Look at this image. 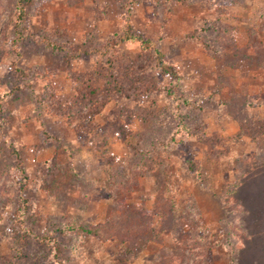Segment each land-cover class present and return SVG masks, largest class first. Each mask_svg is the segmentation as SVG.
Wrapping results in <instances>:
<instances>
[{
	"label": "rangeland",
	"instance_id": "obj_1",
	"mask_svg": "<svg viewBox=\"0 0 264 264\" xmlns=\"http://www.w3.org/2000/svg\"><path fill=\"white\" fill-rule=\"evenodd\" d=\"M128 2L32 0V36L14 46L16 1L0 0V264H14L24 202L37 235L101 225L60 236L63 264H233L230 199L262 213L256 184L240 188L264 174V0ZM125 20L151 47L125 39L112 84L93 53ZM91 74L79 97L76 79ZM168 87L190 97L195 134L166 146L178 123ZM256 214L240 264H264ZM25 251L28 264L52 263L35 240Z\"/></svg>",
	"mask_w": 264,
	"mask_h": 264
},
{
	"label": "trees",
	"instance_id": "obj_2",
	"mask_svg": "<svg viewBox=\"0 0 264 264\" xmlns=\"http://www.w3.org/2000/svg\"><path fill=\"white\" fill-rule=\"evenodd\" d=\"M15 33L16 37L13 40L14 46H18L23 42L25 39H27L29 36H32L28 29L25 27L24 22L27 15V6L31 3L32 0H15ZM134 0H129L127 3V10L131 11L132 4ZM124 31L123 35H121L114 44L109 47L108 45L102 48L97 49L93 54L96 55V61L98 64V72L103 74V77L106 78V80H110V82L113 84L117 83V75H116V65H115V53L118 50V46L125 40V39H137L139 42H141V45L144 49L150 48V42L148 40H142L139 38L135 33H133V29L131 24L128 23V20H125L123 23ZM35 40H39L36 39ZM46 46L54 51L59 50L60 45H58L56 42L48 40L46 41ZM70 51L72 49L70 48ZM98 74H91L87 77H83L81 79H76V90L78 91L79 97L83 98V92L85 93L86 90H84V86H89V84L86 82V80H92L95 76ZM102 78V77H101ZM87 84V85H86ZM168 95L171 97V101L173 103V108L176 112V116L178 119V123L176 125V128L173 130L172 135L170 136L168 142L166 143V146H169L174 142V140L183 135V134H195V129H193L190 121H189V111L190 106L192 104V101L189 96L187 95H179L175 89L172 87H168ZM86 94V93H85ZM96 96H98V93H95ZM141 96H147L149 93H142ZM81 95V96H80ZM77 97V99L79 98ZM80 99V98H79ZM87 100V99H86ZM115 130L118 132L120 137L124 136L122 135L123 129L128 125L127 123H123L122 121H115ZM113 164H116L115 162ZM245 178H243L241 183L240 191H244L245 187H247L248 182H254L256 185L252 186V193L254 196V199L258 198L261 202H264V174L258 175V176H250L246 179L247 173H245ZM252 196V197H253ZM229 202H234L238 209L237 213L241 215L240 219L238 220L237 224L234 225V227L238 230H241V235L239 237H235L233 235H236L234 232H232V238H237L238 242L235 244H231L234 248L232 251V263L233 264H240L241 257L243 259V251L246 249L248 242L253 239L254 231L250 230L251 226L248 223V217L250 215H255L258 219L257 222H259V226L262 229L261 232L264 231V208L261 210V218L258 212H254V208L251 207L250 204H248L247 201L244 200L243 196H233ZM29 209V205L24 202L20 207V212L16 214L14 220V234H15V248L13 252V259L14 264H28V255L25 251V245L27 244V241L29 240H35L40 245H44L47 247L49 256L51 257V264H63L64 260L61 258L62 254V246L60 243V236L63 234H75V233H82L85 231L88 232H95L99 233V228H101V225L95 226L94 228H91L90 230H87L84 226H77L72 223L66 224L65 226H59L55 229H52L44 234L37 235L33 228L26 223V217L27 212ZM247 216L246 219H244V216ZM251 217V216H250ZM247 224V225H246ZM103 226V225H102ZM205 258V255H204ZM174 260V259H173ZM177 261V259L175 260ZM177 264V263H173ZM194 264H197L196 262Z\"/></svg>",
	"mask_w": 264,
	"mask_h": 264
}]
</instances>
